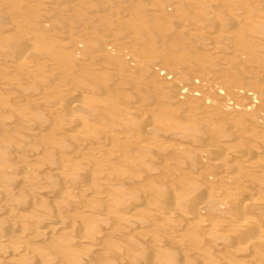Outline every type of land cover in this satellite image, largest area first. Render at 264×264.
<instances>
[{
    "label": "rangeland",
    "instance_id": "1",
    "mask_svg": "<svg viewBox=\"0 0 264 264\" xmlns=\"http://www.w3.org/2000/svg\"><path fill=\"white\" fill-rule=\"evenodd\" d=\"M0 141V264H264V0H0Z\"/></svg>",
    "mask_w": 264,
    "mask_h": 264
},
{
    "label": "bare ground",
    "instance_id": "2",
    "mask_svg": "<svg viewBox=\"0 0 264 264\" xmlns=\"http://www.w3.org/2000/svg\"><path fill=\"white\" fill-rule=\"evenodd\" d=\"M192 2H193V1H192ZM194 2H195V1H194ZM71 3H72V2H71ZM190 3H191V2H190ZM204 3H205V2H204ZM173 4H174V3H173ZM191 4H192V3H191ZM205 6H207V5H205ZM74 7H75V6H74ZM229 8H230V7H229ZM209 9H210V8H209ZM89 10H90V9H89ZM163 10H164V9H163ZM210 10H211V9H210ZM234 10H235V9H234ZM100 12H101V11H100ZM208 13H209V12H208ZM245 14H246V13H245ZM252 14H253V13H252ZM103 15H104V14H103ZM246 17H247V16H246ZM171 18H172V17H171ZM207 18H208V17H207ZM247 18H248V17H247ZM229 19H230V18H229ZM101 26H102V25H101ZM183 28H184V27H183ZM57 32H58V31H57ZM90 36H91V35H90ZM226 36H227V35H226ZM48 46H49V45H48ZM61 48H62V47H61ZM52 50H53V49H52ZM62 50H63V49H62ZM53 53H54V52H53ZM56 54H57V53H56ZM63 54H64V53H63ZM97 61H98V60H97ZM212 62H213V61H212ZM157 66H158V65H157ZM54 67H55V66H54ZM8 69H9V68H8ZM52 69H54V68H52ZM186 70H187V69H186ZM4 74H5V73H4ZM8 75H9V74H8ZM67 75H68V74H67ZM35 77H36V75H35ZM236 77H237V76H236ZM22 78H23V77H22ZM50 79H51V78H50ZM18 80H19V79H18ZM191 80H192V79H191ZM15 81H16V80H15ZM24 82H25V81H24ZM149 82H150V81H149ZM174 82H175V81H174ZM193 82H194V81H193ZM19 83H21V82H19ZM194 83H195V82H194ZM17 84H18V83H17ZM11 85H12V84H11ZM93 85H94V84H93ZM18 86H19V85H18ZM54 86H55V85H54ZM205 86H206V85H205ZM64 87H65V86H64ZM206 87H207V86H206ZM214 87H216V86L213 84V88H214ZM217 87H218V86H217ZM217 87H216V90H217ZM61 89H62V88H61ZM64 89H65V88H64ZM200 89H201V88H200ZM211 89H212V87H211ZM220 89H221V88H220ZM62 90H63V89H62ZM63 91H64V90H63ZM63 91H62V92H63ZM66 91H70V89H68V90H66ZM206 91H207V90H206ZM64 92H65V91H64ZM64 92H63V94L65 95L66 92H65V93H64ZM71 92H72V91H71ZM179 92H180V91H179ZM220 92H221V91H220ZM220 92H218V93H220ZM74 93H75V92H74ZM74 93H73V94H74ZM68 94H69V93H68ZM68 94H67V95H68ZM75 94H76V93H75ZM81 94H82V93H81ZM81 94H80V95H81ZM85 94H86V93H85ZM206 94H207V93H206ZM252 94H254V93H252ZM70 95H71V94H70ZM96 95H97V94H96ZM19 96H20V95H19ZM46 96H47V95H46ZM76 96H77V95H76ZM83 96H84V94H83ZM89 96H90V95H89ZM89 96H88V97H89ZM65 97L67 98V96H65ZM73 97H74V96H73ZM94 97L96 98V96H94ZM189 97H190V96H189ZM251 97H252V96H251ZM76 98H77V97H76ZM79 98H80V96H79ZM186 98H187V97H186ZM71 99H73V98L71 97ZM77 99H78V98H77ZM80 100H81V99H80ZM80 100H79V101L77 100V101H74V102H71V101H70L71 103H73V104H72V107L75 108V109L78 108V107L80 106ZM88 100H89V99H88ZM85 101H86V100H85ZM89 101H90V100H89ZM18 102H19V101H18ZM59 102H60V101H59ZM59 102H58V104H59ZM71 103H70V104H71ZM60 104H62V103H60ZM60 104H59V106H58L59 109H61V106H62V108H64L63 105H60ZM107 104H108V103H107ZM227 104H228V106H229V104H231V103H228V102H227ZM227 104H226V105H227ZM9 106H10V105H9ZM115 106H116V105H115ZM25 108H26V107H25ZM56 108H57V105H56ZM12 109H13V108H12ZM57 109H58V108H57ZM59 109H58V110H59ZM70 109H71V108H70ZM73 110H74V109H73ZM150 110H151V109H148V111H150ZM153 110H154V109H153ZM30 111H31V110H30ZM61 111H62V109H61ZM75 111H76V110H75ZM151 111H152V110H151ZM162 111L164 112V110H162ZM207 111H208V110H207ZM60 113H61V112H60ZM67 113H68V112H67ZM164 114H165V113H164ZM64 115H65V114H64ZM64 115L62 114V116H64ZM72 116H73V115H72ZM171 117H172V116H171ZM63 118H66V117H63ZM72 118H74V117H72ZM63 120H64V119H63ZM66 122H68V121H66ZM92 123H93V122H92ZM94 125L97 126V124H94ZM150 125H152V124H150ZM22 126H23V124H22ZM64 126H65V125H64ZM85 126H87V125H85ZM19 127H20V126H19ZM23 127H24V126H23ZM24 128H25V127H24ZM26 128H27V126H26ZM96 128H97V127H96ZM73 129H74V128H73ZM147 129H148V127H147ZM139 130H140V129H139ZM250 130H251V129H250ZM152 131H153V130H152ZM96 133H97V132H96ZM148 133L150 134V132H148ZM233 133H234V131H233ZM236 133H237V135H238L239 132H236ZM240 133H241V132H240ZM248 133H249V132H248ZM248 133L246 132L245 134H248ZM103 134H104V133H103ZM242 134H243V133H242ZM242 134H241V135H242ZM255 134H256V133H255ZM67 135H68V134H67ZM69 135H70V134H69ZM75 135H76V134H75ZM135 135H136V134H135ZM143 135H144V134H143ZM234 135H235V134H234ZM243 135H244V134H243ZM243 135H242V136H243ZM251 135H252V134H251ZM23 136H24V135H23ZM127 136H128V135H127ZM144 136H145V135H144ZM246 136H247V135H246ZM246 136H245V137H246ZM252 136H256V135H252ZM146 137H147V136H146ZM146 137H145V139H146ZM237 137H238V136H237ZM248 137H249V136H248ZM234 138H235V137H234ZM29 139H30V138H29ZM93 139H94V138H93ZM126 139H127V138H126ZM152 139H153V138H152ZM250 139H251V138H250ZM27 140H28V139H27ZM89 140H90V139H89ZM149 140H150V139H149ZM1 141H2V138H1ZM1 141H0V142H1ZM3 141H4V140H3ZM6 141H8V140H6ZM54 141H55V140H54ZM92 141H94V140H92ZM128 141H129V140H128ZM131 141H132V140H131ZM84 142H85V141H84ZM89 142H90V141H88V143H89ZM8 143H9V142H8ZM8 143H7V144H8ZM85 143H86V142H85ZM223 143H224V142H223ZM234 143H235V142H233V144H234ZM240 143H241V142H240ZM27 144H28V143H27ZM70 144H71V143H70ZM150 144H151V143H150ZM24 145H25V144H24ZM84 145H85V144H84ZM138 145H139V144H138ZM238 145H239V144H238ZM241 145H242V144H241ZM86 146H87V145H86ZM91 146H92V145H91ZM91 146H90V147H91ZM236 146H237V145H236ZM24 147H25V146H24ZM55 147H56V146H55ZM212 148H213V147H212ZM212 148H211V149H212ZM214 148H215V147H214ZM232 148H234V147H232ZM238 148H239V147H238ZM241 148H242V147H240L239 150H241ZM243 148H244V147H243ZM90 149H91V148H90ZM93 149H95V148H93ZM46 150H47V149H46ZM234 150H235V149H234ZM49 151H50V150H49ZM100 151H101V150H100ZM213 151H214V150H213ZM222 151L224 152V150H222ZM230 151H232V150H230ZM5 152H6V151H5ZM123 152H124V151H123ZM233 152H234V151H233ZM233 152H232V153H233ZM235 152H237V149H236ZM25 153H26V152H25ZM54 153H55V152H54ZM209 153H210V152H209ZM229 153H230V152H229ZM232 153H231V154H232ZM22 154H23V153H22ZM32 154H33V153H32ZM32 154H31V155H32ZM47 154H48V152H47ZM67 154H68V153H67ZM91 154H92V153H91ZM91 154H90L89 156H91ZM224 154H227V153L225 152ZM53 155L55 156V154H53ZM119 155H120V154H119ZM29 156H30V155H29ZM56 156H57V155H56ZM244 156H245V155H244ZM99 157H100V156H99ZM245 157H246V159L249 158L248 156H245ZM64 158H65V157H64ZM87 158H89V157H87ZM52 159H53V158H52ZM57 159H58V158H57ZM83 159H84V156H83ZM219 159H221V158L219 157ZM251 159H252V158H251ZM59 160H60V159H59ZM81 160H82V159H80V161H81ZM85 160L87 161V159H85ZM85 160H84V161H85ZM95 160H96V159H95ZM247 160H248V159H247ZM86 161H85V162H86ZM256 162H257V161H256ZM19 163H20V161H19ZM55 163H57V162H55ZM60 163H61V162H60ZM62 163H64V162H62ZM66 163H67V161H66ZM249 163H251V162H249ZM33 164H34V163H33ZM57 164H58V163H57ZM57 164H55L54 166H56ZM94 164H95V163H94ZM225 164H226V163H225ZM31 165H32V164H31ZM252 165H253V164H252ZM111 166H112V165H111ZM249 166H251V165H249ZM253 166H254V165H253ZM22 167H23V166H22ZM66 167H67V166H66ZM228 167H229V165H228ZM29 168H30V167H29ZM32 168H34V166H33V167L31 166V172H32ZM42 168H43V167H42ZM50 168H51V166H50ZM9 169H10V168H9ZM39 169H40V168H39ZM225 169H226V168H225ZM6 170H8V168H7ZM42 170H43V169H42ZM53 170H54V169H53ZM66 170H67V169H66ZM66 170H65V171H66ZM230 170H231V167H230ZM18 171H19V170H18ZM18 171H17V172H18ZM20 171H22V169H21ZM20 171H19L18 173H20ZM29 171H30V169H29ZM34 171H35V170H34ZM40 171H41V170H40ZM51 171H52V168H51L50 172H51ZM56 171H57V170H56ZM56 171L54 170V172H56ZM36 172H37V171H36ZM48 172H49V170H48ZM25 173H26V172H25ZM25 173L22 171L21 174L23 175V174H25ZM33 173H34V172H33ZM41 173H43V172H41ZM69 173H70V172H69ZM71 173H72V172H71ZM80 173H81V172H80ZM27 175H28V174H27ZM40 175H41V174H40ZM43 175H44V174H43ZM65 175H66V174H65ZM77 175H78V173H77ZM45 176H46V175H45ZM204 176H206V175H204ZM213 176H214V175H213ZM23 177H24V176H23ZM32 177H33V176H32ZM20 178H21V176H20ZM69 178H70V177H69ZM71 179H72V178H71ZM225 179H226V178H225ZM225 179H223V181H224ZM18 180H19V179H18ZM24 180H25V179H24ZM26 181H27V178H26ZM73 181H74V180H73ZM80 181H81V180H80ZM221 181H222V180H221ZM90 182H91V181H90ZM224 182H227V181H224ZM77 183H79V182H77ZM219 183H220V182H219ZM75 184H76V183H75ZM88 184H89V183H88ZM90 184H91V183H90ZM80 186H81V185H80ZM80 186H79V187H80ZM82 186H83V185H82ZM50 188H53V187H50ZM54 188L56 189V187H54ZM67 188H68V187H67ZM73 188L75 189L76 186H75V187L73 186ZM81 188L83 189V187H81ZM25 189L28 190V186H27V188H25ZM59 189H60V188H59ZM61 189H62V188H61ZM61 189H60V191H62ZM63 189H64V188H63ZM70 189H72V188H70ZM74 189H73V190H74ZM230 189H231V188H230ZM234 189H235V188H234ZM45 190L47 191V190H49V189L47 188V189H45ZM56 190H57V189H56ZM73 190H72V191H73ZM85 190H86V189H85ZM232 190H233V188H232ZM49 191L51 192V189H50ZM49 191H48V192H49ZM52 191H53V190H52ZM58 191H59V190H58ZM70 191H71V190H69V192H70ZM74 191H75V190H74ZM98 191H99V190H98ZM48 192H47V193H48ZM63 192H65V191H63ZM75 192H77V191H75ZM80 192H81V191H80ZM80 192H79V190H78V193H79V194H80ZM84 192H86V191H83V193H84ZM231 192H232V191H231ZM33 193H34V192H33ZM43 193H44V192H43ZM87 193H88V192H87ZM87 193H86V194H87ZM96 193H97V191H96ZM228 193H229V192H228ZM66 194H67V193H65V196H66ZM71 194H72V193H71ZM71 194H69V196H67V197H71V196H70ZM105 194H106V193H105ZM50 195H51V194H50ZM57 195H58V193H57ZM63 195H64V194H63ZM81 195H84V194H82V192H81ZM87 195H88V194H87ZM89 195H90V191H89ZM89 195H88V196H89ZM96 195H97L96 199L99 200L100 197H98V196H100V195H98V194H96ZM141 195H142V194H141ZM237 195H238V198H240V197H239L240 194L237 193ZM101 196H103V194H101ZM107 196H108V195H107ZM229 196H231V197L234 196V197H235L236 194L234 193V195H233V193H231V195H229ZM240 196H241V195H240ZM91 197H92V196H91ZM195 197H196V196H195ZM234 197H232V199H234ZM72 198H73V200H74V197H72ZM72 198H71V199H72ZM76 198H77V197H76ZM85 198H86V197H85ZM94 198H95V197H94ZM105 198H106V197H105ZM146 198H147V197H146ZM193 198H194V197H193ZM250 198H251V197H250ZM204 199H205V198H204ZM61 200H62V199H61ZM188 200H189V199H188ZM188 200H187V201H188ZM206 200H207V199H206ZM234 200H235V201H234ZM234 200H232V201H234V202H231V199L229 198V204H230V206H233L231 203H235L236 200H237V202H236L237 204L240 203V202L238 201V199H234ZM241 200H242V198L240 199V201H241ZM250 200H251V199H250ZM58 201H59V200H58ZM251 201H253V200H251ZM251 201H250V202L247 201L246 205H250V204H251ZM72 202H74L73 204H75V202H76V204H77V200H76V201H72V200H71L70 203L72 204ZM134 202H135V201H134ZM205 202H206V201H205ZM238 202H239V203H238ZM254 202H255V201H254ZM66 203H67V202H66ZM164 203H165V201H164ZM188 203H189V202H188ZM236 203H235V204H236ZM252 203H253V202H252ZM68 204H69V201H68ZM76 204H75V205H76ZM130 204H131V203H130ZM139 204H140V203H139ZM165 204H166V203H165ZM194 204H195V203H194ZM242 204H243V203H242ZM78 205H80V204H78ZM133 205L135 206V204H133ZM243 205H244V204H243ZM194 206H195V205H194ZM230 206H228V208H231ZM252 206H253V205H252ZM72 207H73V206H72ZM80 207H82V206L80 205ZM90 207H91V206H90ZM205 207H206V204L204 203V204L200 205L199 208H200V210H202V209H205ZM236 207H237V205H235V208H236ZM43 208H44V207H43ZM237 208H238V207H237ZM165 209H166V207H165ZM195 209H196V208H195ZM249 209H250V208H249ZM254 209H255V208H254ZM193 210H194V209H193ZM196 210H197V209H196ZM168 211H169V210H168ZM175 211H176V210H175ZM188 211H189V210H188ZM191 211H192V210H191ZM231 211H232V210H231ZM35 212H36V211H35ZM85 212H86V211H85ZM94 212H95V211H94ZM100 212H101V211H100ZM171 212H172V211H171ZM173 212H174V211H173ZM195 212H196V211H194V213H195ZM232 212H233V211H232ZM32 213H33V212H32ZM82 213H83V211H82ZM87 213H88V212H87ZM37 214H38V213H37ZM101 214H103V213H101ZM101 214H99V215H101ZM182 214H183V213H182ZM182 214H181V216H183ZM233 214H234V213H233ZM20 215H21V214H20ZM28 215H29V214H28ZM105 215H106V214H105ZM173 215H174V217H176V216L179 217L180 214L177 215V213H176V214H173ZM175 215H176V216H175ZM200 215H201V214H200ZM0 216H1V215H0ZM22 216H23V215H22ZM79 216L82 217L83 215L80 214ZM84 216H85V215H84ZM101 216H102V215H101ZM181 216H180V217H181ZM186 216H187V214H186ZM191 216H192V215H191ZM197 216H198V215H197ZM244 216H245V215H244ZM49 217H50V216H49ZM81 217H79V218H81ZM178 217H176V218H178ZM200 217H201V216H200ZM235 217H236V216H235ZM0 218H1V217H0ZM29 218H30V217H29ZM42 218H43V217H42ZM182 218H183V217H182ZM187 218H188V216H187ZM20 219H21V218H20ZM23 219H25V217H24ZM82 219H83V217H82ZM178 219H179V218H178ZM42 220H43V219H42ZM173 220H174V219H173ZM239 220H240L239 223L241 224V227H245V226L247 225V221H246L245 219H242V220L239 219ZM247 220H248V219H247ZM1 221H2V220H1ZM28 221H29V220H28ZM63 222H64V221H63ZM197 223H198V222H197ZM23 225H24V224H23ZM60 225H61V224H60ZM201 225H202V224H201ZM58 227H60L59 224H58ZM58 227L56 226L57 229H58ZM73 227H74V226H73ZM50 228H51V227H50ZM56 228H55V229H56ZM61 228L64 230V228H66V227H61ZM205 228H206V227H205ZM236 228H237V226H236ZM52 229H53V228H52ZM59 229H60V228H59ZM44 230H45V229H44ZM70 230H71V229H70ZM179 230H180V229H179ZM231 230H232V229H231ZM26 231H27V230H26ZM26 231H24V232L26 233ZM38 231H39L40 234H42V236L45 235V232H47V231L40 232L41 230H38ZM52 231H53V230H52ZM65 231H66V230H65ZM53 232H57V231H53ZM60 232H62V231H60ZM234 232H235V231H234ZM22 233H23V232H22ZM37 233H38V232H37ZM39 233H38V234H39ZM43 233H44V234H43ZM175 234H176V233H175ZM19 235H20V233H19ZM21 236H22V235H21ZM24 236H27V235H24V233H23V236H22V237H24ZM258 236H259V235H258ZM5 237H6V236H5ZM8 237H10V236L8 235ZM6 238H7V237H6ZM26 238H27V237H26ZM28 238H30V237L28 236ZM85 238H86V237H85ZM171 238H172V236H171ZM0 239L2 240L1 237H0ZM24 239H25V237H24ZM3 240H8V239L3 238ZM10 240H11V239H10ZM228 240H229V239H228ZM14 241H15V240H14ZM88 241H89V240H88ZM9 242H10V241H9ZM11 242H12V240H11ZM16 242H17V241H16ZM254 242H255V241H254ZM0 243H3V242L0 241ZM243 243H244V242H243ZM9 244H10V243H9ZM87 244H88V243H87ZM0 245H1V244H0ZM4 245H7V243H4ZM4 245H1V246H4ZM10 245H12V244H10ZM21 245H22V244H21ZM27 245H29V244H26V242H25V244L23 245V246H25L24 249H25L26 247H28ZM33 245H34V244H33ZM145 245H146V244H145ZM1 246H0V247H1ZM14 246H15V245H14ZM14 246L12 245L11 247L14 248ZM17 246H19V245H16L15 248H18V249H19V247H17ZM23 246H22V248H23ZM4 247H6V246H4ZM20 247H21V246H20ZM33 247H36V248H37V246H33ZM2 248H3V247H2ZM15 248H14V249H15ZM22 248H21V249H22ZM36 248H33V249H36ZM38 248H39V245H38ZM244 248H245V247H244ZM0 249H1V248H0ZM14 249H13V250L10 249V251L13 252ZM18 249H15V250H16V253L18 252ZM21 249H20V250H21ZM40 249H41V248H40ZM42 249H44V248L42 247ZM45 249H46V248H45ZM4 250H5V248H4ZM4 250L1 251V254H3V257L5 256L6 259H8L9 257L6 256V254L3 253ZM244 250H245V249H244ZM246 250H247V249H246ZM6 251L9 253L8 249L5 250V252H6ZM46 251H47V250H46ZM50 251H51V250H50ZM52 251H53V250H52ZM21 252H22V250H21ZM38 252H40V250H39ZM193 252H194V251H193ZM242 252H243V251H242ZM244 252H245V251H244ZM244 252H243V253H244ZM246 252H247V251H246ZM16 253H15V254H16ZM40 253H41V252H40ZM44 253H45L44 255H43L42 253H41L40 255H43V257H44V256L47 254V256H49V255H48L49 252L46 253V252L44 251ZM50 253H51V252H50ZM13 255H14V253H13ZM16 255H17V254H16ZM16 255H14V256H16ZM37 255H38V254H36V256H37ZM23 256H24V255H23ZM34 256H35V255H34ZM36 256L34 257V259L36 258ZM38 256H39V255H38ZM1 257H2V255H0V258H1ZM5 257H4V258H5ZM25 257H27V259H25L26 262L28 261V263H31V264H32V262H29V260H31V259L29 258L30 256H26V255H25ZM25 257H24V258H25ZM43 257H42V258H43ZM53 257H54V255H53ZM55 257H56V256H55ZM118 257H119V256H118ZM14 258H15V257H14ZM16 258L18 259L19 257H16ZM32 258H33V257H32ZM40 258H41V257H40ZM42 258H41V259H42ZM44 258H46V256H45ZM57 258L59 259V257H57ZM2 259H3V258H2ZM10 259H11V258H10ZM17 259H15V260L17 261ZM48 259H49V258H48ZM55 259H56V258H55ZM125 259H126V258H125ZM3 260H5V259H3ZM25 260H24V262H25ZM37 260H38V259H37ZM121 260H123V258H122ZM47 262L50 263L49 260H48ZM57 262H58V261H57ZM28 263H27V264H28ZM65 263H66V262H65ZM118 263L121 264V261L118 262ZM25 264H26V263H25ZM51 264H52V263H51ZM116 264H117V263H116Z\"/></svg>",
    "mask_w": 264,
    "mask_h": 264
}]
</instances>
